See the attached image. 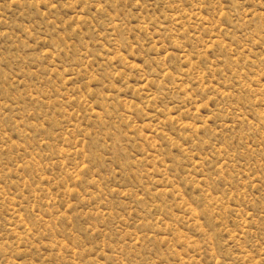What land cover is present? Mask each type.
<instances>
[{"label":"rangeland","instance_id":"obj_1","mask_svg":"<svg viewBox=\"0 0 264 264\" xmlns=\"http://www.w3.org/2000/svg\"><path fill=\"white\" fill-rule=\"evenodd\" d=\"M0 264H264V0H0Z\"/></svg>","mask_w":264,"mask_h":264}]
</instances>
